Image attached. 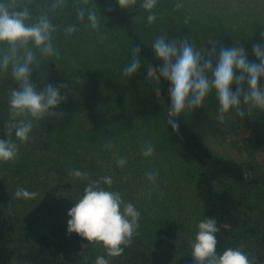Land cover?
Here are the masks:
<instances>
[{"label":"rangeland","instance_id":"obj_1","mask_svg":"<svg viewBox=\"0 0 264 264\" xmlns=\"http://www.w3.org/2000/svg\"><path fill=\"white\" fill-rule=\"evenodd\" d=\"M142 3L137 0L129 9L147 43L153 44L160 35L168 40L187 37L203 55L206 49L210 51L212 40L217 52L238 42L248 60L258 62L253 46L261 43L264 32V0H158L151 12L145 11ZM176 3L182 4L178 10ZM20 4L28 8L30 22L37 18L36 11L46 13L51 21L57 10L50 5L44 12L31 6L29 0H20ZM69 5L74 21L68 20L53 33L59 58H42L34 49L39 68L32 66L30 75L38 91L49 85H67L60 88L65 100L51 110L56 115L33 121L27 142L20 143L13 133L18 156L0 162V179L6 181L13 196L18 188L38 193L31 200L14 197L19 217L17 239L25 243L52 226L67 225V212L80 199L75 189L79 178L71 172L79 170L87 173L84 180L89 181L111 176L113 184L107 190L119 192L140 212L137 231L122 255L109 257L100 244L88 243L78 257L82 264H95L99 256L109 264H196L191 243L197 225L205 219L195 192L197 168L182 160L167 138L157 99L141 72L123 75L133 47L121 31L114 29L90 0L87 5L69 0ZM79 7L96 11L99 32L88 26L86 18L83 22L77 19ZM151 14L157 18L149 24L147 16ZM56 15L61 17V13ZM69 25L77 29L71 36L64 31ZM6 48L0 45V54ZM204 58H208L207 53ZM17 87L10 67L0 71V114L8 121L10 94ZM217 116L218 111L188 113L189 124L218 156L254 164L260 183L247 192L245 210L264 234V111L253 110L243 118L230 111L224 124ZM148 144L154 152L145 157L143 150ZM122 157L127 159L121 167L117 161ZM149 172L156 173L155 181L148 180ZM165 219L179 226L174 244L159 235V224ZM250 248L254 253L249 259L255 258L259 264L257 246Z\"/></svg>","mask_w":264,"mask_h":264},{"label":"clouds","instance_id":"obj_2","mask_svg":"<svg viewBox=\"0 0 264 264\" xmlns=\"http://www.w3.org/2000/svg\"><path fill=\"white\" fill-rule=\"evenodd\" d=\"M67 0H53L52 8L62 9ZM87 5L88 0H77ZM137 0H116L120 10L133 7ZM158 0H143L142 8L151 12ZM181 3H176L178 10ZM80 22L87 19L88 26L99 32L100 22L96 11L89 7L76 9ZM155 14L147 16L149 24L156 20ZM28 8L21 7L20 0H0V45H6V51L0 54V71L11 70V76L18 87L10 94L9 108L11 119L5 123L9 139L0 140V162H9L17 158L18 145L11 139L13 133L16 140L25 143L33 128L34 120H42L45 116L56 115L54 110L64 96L60 95L61 85H49L38 91L30 80L31 68H39L37 50L42 58H59V52L53 44V33L56 27L46 13H41L34 22ZM187 23V18L185 20ZM76 27L67 26L64 31L68 36L76 32ZM261 43L253 46V55L258 62H250L238 42L231 48H220L210 41L211 49L202 55L185 37L183 40H168L165 35L157 37L152 44L155 58L161 61L155 69L158 77L170 85L169 98L171 108L167 124L174 132L178 131L176 117L186 110L199 108L205 99L214 94L218 103L217 119L224 124L230 111L243 118L253 110L264 111V86L258 81L264 79V32L260 35ZM31 45V46H30ZM140 47L132 50L130 63L123 68V75L131 77L141 66ZM207 53V59L205 54ZM151 67V66H150ZM246 82V83H245ZM235 83V91L231 85ZM20 118L17 120V118ZM112 147L111 142L107 145ZM154 149L151 144L145 146L143 155L150 157ZM126 157L117 161L119 166L126 163ZM74 178L86 179L87 173L73 170ZM150 182L155 181L156 173H147ZM113 184L111 176H102L89 181L84 188L82 198L67 212V233H76L88 241L100 244L109 257H119L124 247L132 242L137 231L140 212L131 203H126L119 192L107 190ZM107 186V188L102 187ZM38 193L18 188L16 199L31 200ZM148 195H151L149 191ZM198 232L191 243V257L196 264H255V258L249 259L241 249H226L223 254L216 252L215 234L219 231L215 219H204L197 225ZM88 245L82 244L81 248ZM95 264H109L104 256H99Z\"/></svg>","mask_w":264,"mask_h":264},{"label":"trees","instance_id":"obj_3","mask_svg":"<svg viewBox=\"0 0 264 264\" xmlns=\"http://www.w3.org/2000/svg\"><path fill=\"white\" fill-rule=\"evenodd\" d=\"M97 10L107 19L116 30L134 48L139 46L141 72L145 84L157 99L158 112L166 126L169 141L176 147L178 156L185 162L197 168L195 192L199 199L205 219H215L219 231L215 234L216 252L223 254L228 249H241L249 257L257 246V261L264 264V234L257 223H253L245 210L247 192L260 183V176L253 163L235 161L218 156L198 136L189 124L188 113L218 111V103L214 94H210L203 104L194 110L185 111L176 117L178 131L174 132L167 124L168 113L171 108L169 98V83L158 77L155 69L161 65L152 52L149 44L135 26V14L130 9L120 10L116 0H90ZM31 6H37L44 12L52 6L53 0H29ZM56 12L61 13L57 18ZM72 7L67 0L62 9H57L51 15V22L55 27L74 21ZM38 17L39 11L35 12ZM65 21H62L64 20ZM72 26V25H69ZM207 59V58H205ZM151 66V67H150ZM246 83V82H245ZM258 86H264V79L258 81ZM231 89L234 91L236 84ZM8 119L0 114V140L7 139L5 123ZM93 181V180H90ZM89 180L78 179L76 193L82 198L84 188ZM179 226L173 221L165 219L159 224V235L165 241H178L176 235ZM19 231V217L13 194L4 179H0V264H82L80 253L84 250L82 244L87 245L76 233L68 234L67 225H55L47 233L31 238L23 243L17 239ZM258 264V263H255Z\"/></svg>","mask_w":264,"mask_h":264}]
</instances>
